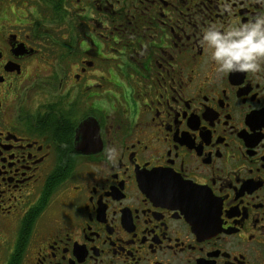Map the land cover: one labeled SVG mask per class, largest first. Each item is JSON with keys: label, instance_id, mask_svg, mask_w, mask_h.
Listing matches in <instances>:
<instances>
[{"label": "flooded vegetation", "instance_id": "af4514ba", "mask_svg": "<svg viewBox=\"0 0 264 264\" xmlns=\"http://www.w3.org/2000/svg\"><path fill=\"white\" fill-rule=\"evenodd\" d=\"M262 11L0 0V264H264V61L201 41Z\"/></svg>", "mask_w": 264, "mask_h": 264}, {"label": "clouds", "instance_id": "9594fccd", "mask_svg": "<svg viewBox=\"0 0 264 264\" xmlns=\"http://www.w3.org/2000/svg\"><path fill=\"white\" fill-rule=\"evenodd\" d=\"M259 2L264 5V0ZM201 41L218 70L257 73L264 61V11L244 23L211 24L201 30ZM115 157L116 149H109L107 159L115 163Z\"/></svg>", "mask_w": 264, "mask_h": 264}, {"label": "rangeland", "instance_id": "374dc122", "mask_svg": "<svg viewBox=\"0 0 264 264\" xmlns=\"http://www.w3.org/2000/svg\"><path fill=\"white\" fill-rule=\"evenodd\" d=\"M42 67H43V66H42ZM45 67H47V66H45ZM35 96H36V92H34V91L32 90L31 93H30V96H29L30 99H32V101H33V100L36 98ZM37 98H38V97H37ZM37 98H36V99H37Z\"/></svg>", "mask_w": 264, "mask_h": 264}]
</instances>
